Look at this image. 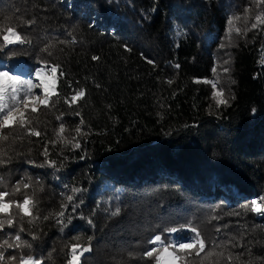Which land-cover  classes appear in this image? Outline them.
<instances>
[{"label": "trees", "instance_id": "16d2710c", "mask_svg": "<svg viewBox=\"0 0 264 264\" xmlns=\"http://www.w3.org/2000/svg\"><path fill=\"white\" fill-rule=\"evenodd\" d=\"M248 6L247 25L235 22L242 34L229 38V18L243 17ZM260 11L264 5L252 0H0V29L15 26L30 41L0 51V71L30 78L59 65L54 106L33 117L41 135L17 130L23 139L0 166L6 190L29 179L37 190L40 219L23 223L22 239L32 245L25 254L68 264L70 245L91 236L82 264H150L142 253L152 236L188 242L191 224L207 242L246 233L253 264H264L255 259L264 257V216L248 210L264 196V25L244 31ZM205 80L223 89L226 105L217 106ZM80 89L82 100L65 102ZM61 123L69 140L82 128L79 148L49 143ZM68 195L74 200L62 231L43 217ZM15 231L5 228L0 241Z\"/></svg>", "mask_w": 264, "mask_h": 264}, {"label": "snow or ice", "instance_id": "6c2138e0", "mask_svg": "<svg viewBox=\"0 0 264 264\" xmlns=\"http://www.w3.org/2000/svg\"><path fill=\"white\" fill-rule=\"evenodd\" d=\"M257 7L260 9L261 5H264V0H252ZM252 9L251 6L245 7L243 17L236 15L232 16L228 20L229 38L234 31L237 34H242L241 29L235 27V22L241 19L244 20L247 25ZM28 25L34 24V20L26 22ZM264 25V11L258 12L255 15L253 22H251L250 28H245L244 31L247 32L251 29H257ZM0 51L6 49L9 45L17 43H30L20 33L16 30L15 26H9L4 29H0ZM75 37L71 41H63L60 43H75ZM223 47V45H221ZM50 45L46 44L42 51L48 52ZM127 48V46H125ZM131 51V49H127ZM13 56L16 55L15 52L12 53ZM51 56L52 53L48 52ZM93 60H98L99 57L93 56ZM149 64L154 62L150 59L147 60ZM44 66H48L46 61H42ZM179 67V65H176ZM59 69V65L50 66L51 74V84L43 79L41 73L43 68L37 70L36 79L39 83L34 82L31 78H21L20 75H14L10 70L0 71V166H5L11 163L12 157L9 155V151L12 150L11 146L23 139V136L18 134L19 130L22 133H26L28 136L39 137L41 133L37 131L32 125L34 123V114L38 113L41 108H51L54 106L52 101L53 96H57L56 92V74ZM225 72L228 71L227 68L224 69ZM215 72V69H213ZM63 75V72H60ZM199 82V81H197ZM204 83L212 84L214 89L212 96L216 99L217 106L220 104H227L228 100L223 98V89H216V83L212 81L205 80ZM171 83V81H168ZM99 87V85H97ZM36 89H42L43 95H39ZM86 93L83 89L75 91L71 98L65 97L64 100L70 106L76 104L78 101L85 97ZM255 111V109H253ZM77 116L80 115L79 112L76 113ZM60 117H57L59 120ZM80 124H84L83 118L80 120ZM67 129L63 123L60 124L59 129L56 130V139L50 141L53 146L57 143H62L65 145H71L74 148H79L80 143L76 140V136L85 135L82 128L78 125L74 132V136L71 140L65 135ZM43 155L48 157L47 145L44 148ZM46 165L52 168H56L57 164L54 160H46ZM45 165H41L43 167ZM63 166L62 164L60 165ZM39 184V181L35 182ZM4 178L0 176V232H3L5 228L16 229L14 235L10 239H3L0 241V264H44L42 259L36 258L33 255L25 254L24 249H31L32 245L23 240L21 233L25 231L23 223L27 220V223L32 224L40 219V216L36 214L38 212V200L36 199V189L33 187V182L29 179L27 182L21 180L17 181L15 185L11 187L10 190H6L4 187ZM42 191V187L39 189ZM81 189L73 188L72 192H80ZM20 198L17 199L16 197ZM67 203H61L60 210L57 212L49 213L43 217L44 220L55 219L56 223L61 225V230L63 231L65 209L68 207L69 203L74 200L73 195H68L65 197ZM248 210L264 216V196L260 197L259 200H252ZM73 211H75V205H73ZM121 209L119 207L115 208L114 211L110 213L111 216L115 217L120 214ZM239 215V213H236ZM216 217H213L215 219ZM68 222H71V217H68ZM91 223V220H89ZM194 235L190 238L188 242L175 243L169 242L165 243L162 235L152 236L147 243L152 245L151 248L142 253V257L147 258L150 264H213L212 258L215 257L216 260L214 264H220V260L226 261V264H253V259L251 256L252 249L249 246L251 241H245V234L241 235L239 238L230 237L219 242L213 240L207 242L205 237L201 234L198 228L187 225ZM168 232H175L177 229L170 228L167 229ZM219 232V229H217ZM32 239H38V236L33 232L31 233ZM93 237L89 236L87 238V244L74 243L70 245V259L68 264H82L81 258L85 253L92 251V241ZM257 243H260L259 241ZM240 248L243 251L237 254L233 253V249ZM5 249H15L17 254H5ZM207 249V250H206ZM135 252L129 251L128 256L134 257ZM247 255L248 260L244 261L243 257ZM256 260H264V257H256Z\"/></svg>", "mask_w": 264, "mask_h": 264}, {"label": "rangeland", "instance_id": "374dc122", "mask_svg": "<svg viewBox=\"0 0 264 264\" xmlns=\"http://www.w3.org/2000/svg\"><path fill=\"white\" fill-rule=\"evenodd\" d=\"M41 76L43 77L44 80H46L49 84H51V74H50V70L49 71H42ZM31 79L34 80V82L39 83L40 81L36 79V74L32 75V77H30ZM37 94L39 95H43V90L42 89H36ZM257 200V199H256Z\"/></svg>", "mask_w": 264, "mask_h": 264}]
</instances>
